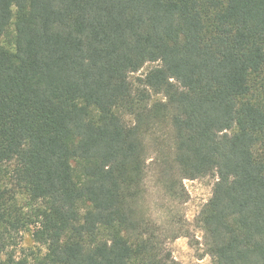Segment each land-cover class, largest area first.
I'll return each instance as SVG.
<instances>
[{
  "label": "trees",
  "instance_id": "obj_1",
  "mask_svg": "<svg viewBox=\"0 0 264 264\" xmlns=\"http://www.w3.org/2000/svg\"><path fill=\"white\" fill-rule=\"evenodd\" d=\"M161 127L168 195L216 177L211 264H264V0H0V264H179L140 210Z\"/></svg>",
  "mask_w": 264,
  "mask_h": 264
},
{
  "label": "rangeland",
  "instance_id": "obj_2",
  "mask_svg": "<svg viewBox=\"0 0 264 264\" xmlns=\"http://www.w3.org/2000/svg\"><path fill=\"white\" fill-rule=\"evenodd\" d=\"M2 44L8 45L6 38L2 40ZM153 66L154 64H146L139 72L131 74L129 80L135 81ZM161 99V96H153V100ZM126 121L130 122L131 118L126 117ZM160 132L161 145L157 146L153 139L147 142L145 195L140 210L146 218L159 227L163 247L174 261L179 264H211L195 219L210 198L216 177L209 175L195 180H184L186 192L184 197L168 195L160 179L159 163L164 155H169L171 136L166 127H161ZM11 245L17 255L27 256V254L43 252L42 247L33 242L29 231L15 236Z\"/></svg>",
  "mask_w": 264,
  "mask_h": 264
}]
</instances>
